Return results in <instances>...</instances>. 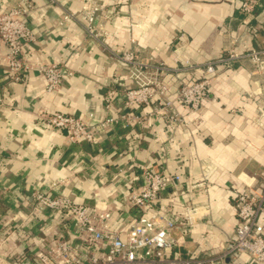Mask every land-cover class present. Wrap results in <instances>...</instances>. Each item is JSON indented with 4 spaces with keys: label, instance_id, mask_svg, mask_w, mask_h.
<instances>
[{
    "label": "crops",
    "instance_id": "1",
    "mask_svg": "<svg viewBox=\"0 0 264 264\" xmlns=\"http://www.w3.org/2000/svg\"><path fill=\"white\" fill-rule=\"evenodd\" d=\"M15 1L0 0V10ZM97 1L109 13L108 45L135 51L149 62L175 67L181 58L199 63L219 59L229 46L264 50V0L249 18L240 11L242 0ZM34 3L33 60L56 61L70 74L59 88L47 91L39 66L25 82H15L0 65V241L8 262L26 264L24 258L65 234L61 212L34 211L29 196L35 188L87 205L98 200L118 210L115 224L126 230V177L142 166L182 176L168 189H177L178 195L162 197L156 206L165 217L176 218L180 196L205 206L197 223L173 232L182 236L183 252L193 258L221 255L235 233L237 193L248 188L258 193L264 186V67L259 71L249 59H241L212 75L201 112L177 104L188 125L172 129L155 111L160 107L157 97L151 105L137 107L142 126H115L97 144L70 143L63 133L39 121V109L76 116L93 111L99 122L106 115L108 88H131L135 81L128 66L88 37L80 24H60L65 12L80 11L83 0ZM182 79L192 83L195 72ZM162 80L172 92L181 84L171 70ZM115 108L121 110L120 100ZM203 181L206 189L193 188ZM250 262L243 253L217 264Z\"/></svg>",
    "mask_w": 264,
    "mask_h": 264
},
{
    "label": "built area",
    "instance_id": "2",
    "mask_svg": "<svg viewBox=\"0 0 264 264\" xmlns=\"http://www.w3.org/2000/svg\"><path fill=\"white\" fill-rule=\"evenodd\" d=\"M259 5V0H242L240 11L249 18L254 16ZM35 7L34 0H16L8 9L0 10V43L3 47L0 65L6 68L8 78L15 82H25L30 71L39 66L45 89L53 91L70 73L56 61L40 63L33 60L31 44L36 36L30 15ZM99 10L94 0H83L82 10L65 12L60 24L70 21L80 24L88 37L128 66L135 86L108 88L104 95L106 115L99 122L94 121L96 114L93 111L86 116H76L39 109V121L48 129L63 133L70 143L97 144L101 135L115 126L123 125L125 129L142 126L143 118L137 113V107L151 105L157 97L160 107L155 111L172 129L188 125L174 98L168 96L167 85L162 80L163 74L169 70L182 78L189 72H195V81L183 83L175 96L189 112H201L212 75L241 59H249L259 71L264 67V50H241L234 46L227 47L221 58L206 63L181 58L182 66L169 67L164 62L146 61L135 51L113 49L108 45L109 32L101 24L108 14L100 17ZM118 100L121 110L115 108ZM161 162L163 165L166 159H161ZM126 178L128 194L123 218L126 230L115 224L118 210L102 205L98 200L93 205H87L65 195H54L49 190L35 188L29 196L34 211L61 212L66 231L53 237L47 247L36 249L32 257L27 256L23 261L26 264H217L227 256L237 258L247 253L251 257L250 264H264V186L258 193L250 188L237 193L234 202L237 225L222 254L193 258L183 252L182 236L176 237L173 232L183 224L197 223L205 206L190 204L180 196L176 218L165 217L156 210L162 197L174 198L178 195L177 189H168L182 176L165 173L161 167L142 166ZM198 187L206 189V182L193 185V188ZM170 249L171 256L168 255ZM0 264L10 263L4 256Z\"/></svg>",
    "mask_w": 264,
    "mask_h": 264
},
{
    "label": "rangeland",
    "instance_id": "3",
    "mask_svg": "<svg viewBox=\"0 0 264 264\" xmlns=\"http://www.w3.org/2000/svg\"><path fill=\"white\" fill-rule=\"evenodd\" d=\"M96 3H97V5H98V7H99V15H100V17L101 16H104V13L105 14H108V18H104L103 17V20H101V24H102V27L104 28V29H107V21H108V19H109V13L107 12V10L103 7V5L101 4V3H99L97 0H94ZM83 8V7H82ZM82 8L80 9V10H82ZM108 30V29H107ZM108 32H109V30H108ZM109 36H110V32H109ZM114 49V48H113ZM118 49V48H117ZM110 55H112L110 52H108ZM113 56V55H112ZM180 65H178V66H182L181 65V62L179 63ZM195 78H196V75H195ZM178 80H180V82H181V84H180V86L175 90V91H170V89H169V87H168V85H167V88H168V96H170V97H172V98H174V103H175V105H177L178 104V98H177V96H175L177 93H179V91H180V89L182 88V85H183V83H182V81H183V79H182V77H178ZM194 81H195V79H194ZM193 81V82H194ZM192 82V83H193ZM186 84H190V83H186ZM2 245H3V242L2 241H0V259H2V257H4V249H3V247H2Z\"/></svg>",
    "mask_w": 264,
    "mask_h": 264
}]
</instances>
